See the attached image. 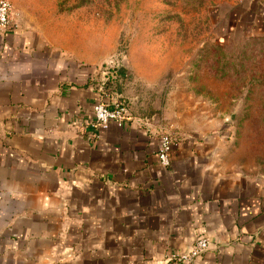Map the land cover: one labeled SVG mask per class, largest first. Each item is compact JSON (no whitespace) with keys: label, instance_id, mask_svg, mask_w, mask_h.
<instances>
[{"label":"crops","instance_id":"0c3cea01","mask_svg":"<svg viewBox=\"0 0 264 264\" xmlns=\"http://www.w3.org/2000/svg\"><path fill=\"white\" fill-rule=\"evenodd\" d=\"M114 72L0 30V264H264V181L226 175L197 134L161 166L165 131L129 109L96 126ZM199 237L194 261L169 260Z\"/></svg>","mask_w":264,"mask_h":264},{"label":"rangeland","instance_id":"374dc122","mask_svg":"<svg viewBox=\"0 0 264 264\" xmlns=\"http://www.w3.org/2000/svg\"><path fill=\"white\" fill-rule=\"evenodd\" d=\"M7 1L10 24L122 67L112 89L133 114L217 139L226 175L264 181V0Z\"/></svg>","mask_w":264,"mask_h":264},{"label":"built area","instance_id":"2783aa9c","mask_svg":"<svg viewBox=\"0 0 264 264\" xmlns=\"http://www.w3.org/2000/svg\"><path fill=\"white\" fill-rule=\"evenodd\" d=\"M8 27H10V4L7 0H0V30H6ZM93 114L96 126L104 127L109 122H115L121 125L128 115V108L122 100L115 99L111 104L101 100L94 104ZM177 138L178 137L173 133L168 131L161 133L157 151L159 164L161 166H170L171 151ZM208 248V238L199 237L192 243L188 251L173 253L170 255L169 260L191 263L198 255L205 252Z\"/></svg>","mask_w":264,"mask_h":264},{"label":"trees","instance_id":"16d2710c","mask_svg":"<svg viewBox=\"0 0 264 264\" xmlns=\"http://www.w3.org/2000/svg\"><path fill=\"white\" fill-rule=\"evenodd\" d=\"M124 72V70L122 69V67H120V69L118 68L117 70H115L114 75L117 78H120L122 76V73ZM105 88L107 89V86H105ZM117 100H120L119 98H117Z\"/></svg>","mask_w":264,"mask_h":264}]
</instances>
